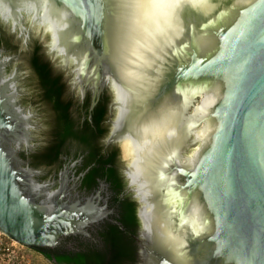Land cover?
<instances>
[{"label": "water", "instance_id": "1", "mask_svg": "<svg viewBox=\"0 0 264 264\" xmlns=\"http://www.w3.org/2000/svg\"><path fill=\"white\" fill-rule=\"evenodd\" d=\"M45 6L57 37L78 38L71 44L79 42L78 53L93 64L87 77L102 83L112 77L122 115L145 116L125 144L135 151L131 175L139 190L162 194L142 213L144 264H264V0L181 5L171 28L150 5L127 22L121 0H48ZM122 67L133 76L125 79ZM0 100V231L32 247L46 246L42 232L55 244L83 231L90 220L84 206L38 201L39 194L20 186V159L6 146L12 133L18 138L19 117L7 115V101ZM190 134L199 143L183 157ZM72 212L67 221L79 230L66 231L56 213ZM26 223L34 240L24 239Z\"/></svg>", "mask_w": 264, "mask_h": 264}, {"label": "flooded vegetation", "instance_id": "2", "mask_svg": "<svg viewBox=\"0 0 264 264\" xmlns=\"http://www.w3.org/2000/svg\"><path fill=\"white\" fill-rule=\"evenodd\" d=\"M47 13L43 0L39 4L38 0H3L0 5V97L7 101L6 114L19 117L14 130L18 138L12 133L6 146L15 149L20 159L15 167L22 170L19 183L26 193L36 194L33 188L40 185L38 201L77 203L85 207L90 220L83 231L63 234L52 246L17 243L31 257L34 253L54 264L59 256L88 243L107 251V259L122 257L130 264H144L142 213L162 194L155 197L139 190L131 175L135 151L125 144H132L131 133L139 130L145 116L122 115L113 78L102 83L87 77L93 64L78 53L79 42L71 44L78 38L67 41L64 33L57 37ZM121 129L128 133L118 135ZM194 139L190 134L185 140L181 156H189L198 146ZM118 168L124 182L121 188L109 173ZM180 179L184 182L185 176ZM131 202L137 204L136 230H129L124 222L126 203ZM97 208L104 209L105 215L93 221ZM113 227L131 237L129 254H111Z\"/></svg>", "mask_w": 264, "mask_h": 264}, {"label": "snow or ice", "instance_id": "3", "mask_svg": "<svg viewBox=\"0 0 264 264\" xmlns=\"http://www.w3.org/2000/svg\"><path fill=\"white\" fill-rule=\"evenodd\" d=\"M48 3V0H47ZM208 3V0H121V6L124 10L123 12V20L125 22L138 18L142 10L146 5H150L154 8H157L160 10V17L163 20V23L168 27L171 28V24L169 23L172 14L175 12L177 8H179L181 5H188L192 7H201ZM43 4L46 5V0H43ZM256 12L255 10L252 11V15L250 16L249 20L247 21L245 25V31H247L251 25L253 24L255 20ZM138 22V21H137ZM208 23H211V21H208ZM208 23L202 24L201 29L208 27ZM159 31L163 32L164 29H158ZM182 47H186V45H181ZM121 71L124 74V78H129L133 76V73L131 71H126L125 67L121 68ZM119 79V77H117ZM118 89L121 91V102L124 103L127 100L126 95L123 92V89L120 88V86H117ZM3 101L0 100V104H2ZM171 159V157H169ZM167 167V165H165ZM179 171H182V169H177ZM27 201L21 199L20 204L24 205ZM15 212V209H14ZM97 216H93L92 220L95 221L98 216L105 215L104 209L97 208L96 209ZM57 216H61V220L59 221L61 226H64L67 222V227L65 228L66 231H70L71 229L79 230V226L76 224H72L71 221H67V215H71L72 217L76 216L75 212L63 214V213H56ZM52 214L49 215L48 219H52ZM23 235L25 241L34 240V231L31 227L30 223H26L23 229ZM41 243L45 244L46 246H52V234L51 233H41Z\"/></svg>", "mask_w": 264, "mask_h": 264}, {"label": "trees", "instance_id": "4", "mask_svg": "<svg viewBox=\"0 0 264 264\" xmlns=\"http://www.w3.org/2000/svg\"><path fill=\"white\" fill-rule=\"evenodd\" d=\"M39 69H42L44 72L47 73V69L40 65H37ZM44 68V69H43ZM49 77V76H48ZM50 78V77H49ZM57 80L55 81V83ZM56 89L61 88V86L54 84ZM102 167H105V163H102ZM111 178L114 179L116 183L119 184L120 188L123 186L124 182L120 178L121 177V170L118 168V171L111 170L109 171ZM136 203H126V220L124 221L125 224L128 226L129 230L131 228L135 229V226L139 225V220L136 216ZM110 239L113 244L111 254L113 255H127L129 254L130 248L128 244H131V237L125 234L123 230L118 227H113L110 233ZM107 251L101 250L95 244H85L84 247H80L79 251H71L68 255L59 256L55 261V264H130V261L119 257L118 259H107L106 258Z\"/></svg>", "mask_w": 264, "mask_h": 264}, {"label": "rangeland", "instance_id": "5", "mask_svg": "<svg viewBox=\"0 0 264 264\" xmlns=\"http://www.w3.org/2000/svg\"><path fill=\"white\" fill-rule=\"evenodd\" d=\"M2 237V236H0ZM17 241L8 237L0 243V264H54L40 255H31Z\"/></svg>", "mask_w": 264, "mask_h": 264}, {"label": "clouds", "instance_id": "6", "mask_svg": "<svg viewBox=\"0 0 264 264\" xmlns=\"http://www.w3.org/2000/svg\"><path fill=\"white\" fill-rule=\"evenodd\" d=\"M3 4V0H0V5ZM46 4H47V0H46ZM65 27H67V25H65ZM208 87V85H204V88L206 89ZM214 103V100L210 97L209 98V105L213 104ZM40 185H36L34 188H33V192L36 193V194H39L40 192ZM51 195V193L49 194Z\"/></svg>", "mask_w": 264, "mask_h": 264}, {"label": "built area", "instance_id": "7", "mask_svg": "<svg viewBox=\"0 0 264 264\" xmlns=\"http://www.w3.org/2000/svg\"><path fill=\"white\" fill-rule=\"evenodd\" d=\"M0 236H2V237H0V243L2 244L3 239L6 238V237H8V236H6L5 234H3L1 231H0ZM8 239H10V241H14V240H13L12 238H10V237H8Z\"/></svg>", "mask_w": 264, "mask_h": 264}, {"label": "bare ground", "instance_id": "8", "mask_svg": "<svg viewBox=\"0 0 264 264\" xmlns=\"http://www.w3.org/2000/svg\"><path fill=\"white\" fill-rule=\"evenodd\" d=\"M76 53V52H75Z\"/></svg>", "mask_w": 264, "mask_h": 264}]
</instances>
